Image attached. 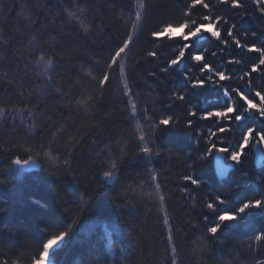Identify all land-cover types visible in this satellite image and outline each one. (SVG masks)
<instances>
[{"label": "trees", "instance_id": "obj_1", "mask_svg": "<svg viewBox=\"0 0 264 264\" xmlns=\"http://www.w3.org/2000/svg\"><path fill=\"white\" fill-rule=\"evenodd\" d=\"M185 2L149 0L148 20L132 49V62L121 60L130 81L135 82L138 104L149 108V114L153 101L166 103L169 90L179 88L181 81L175 72L176 78H169L166 84L147 74L156 68V63L150 64L146 58L145 49L151 48L148 34L156 25L178 18ZM137 3L138 0H0V99L9 107L26 106L37 112L38 117L41 114L44 117L30 132L21 127L18 118L15 122L10 118L0 122V180L4 181L0 183V253H3L0 259L7 258L11 264L19 258L21 264H29L42 242L64 230L67 224L77 222L69 238L52 255L53 264H167L160 206L154 196L145 195L153 191L147 183V169L155 168L167 197L165 207L179 228L177 245L182 264H250L251 257L244 246L252 232L264 227V215L253 209L244 219L223 228L214 240L203 239L206 227L211 226L212 213L201 205L216 194L233 203L264 194V169L256 168L252 152L256 141L246 148L245 163L235 165L227 179H219L214 154L203 151L204 142L196 144V136L203 135L202 129L209 122H200L195 134L183 120L174 121L173 127L166 131L156 130L153 125V147L161 155L159 159L154 156L148 164L134 149L131 136L134 124L130 126L121 102L118 69L113 70L112 82L102 97L95 81L82 77V88L71 100L25 75L24 64L28 61L22 54L30 43H35L31 36L40 42L50 37L64 44L78 42L74 55L58 68L63 78L60 83L67 91L82 62L87 70L94 61L106 58L109 50L123 39L129 9ZM199 11H194L193 19L198 18ZM70 12H75L78 18L86 17L94 25L90 36L84 37L77 30ZM233 19L240 31L264 27V18L254 8H249L243 19ZM200 45L213 47L206 40H201ZM162 52L165 56L170 54L167 47ZM102 67L103 64L96 65L93 74L98 75ZM22 82L23 87H18ZM21 91L23 97L19 95ZM89 94L95 96L90 107L76 104V99H86ZM213 100L217 107L223 103V98L211 91L195 93L192 103L205 105ZM166 111L182 115L179 106ZM140 122L147 132V122L143 119ZM219 138L218 146L236 142L229 133L219 134ZM125 143L127 155L120 160L118 178L113 177L115 180L110 183L96 162L105 159V154L119 159V149ZM69 152L73 154L72 169L56 170L49 156L55 159ZM200 155L208 158L201 161ZM17 156L38 161L40 171L24 173L10 163ZM186 172L202 181L199 189L189 185L195 189L192 199L179 191L183 184L180 178ZM85 193L93 197L90 208ZM37 201L43 206H37ZM137 241L142 247L135 246Z\"/></svg>", "mask_w": 264, "mask_h": 264}, {"label": "snow or ice", "instance_id": "obj_2", "mask_svg": "<svg viewBox=\"0 0 264 264\" xmlns=\"http://www.w3.org/2000/svg\"><path fill=\"white\" fill-rule=\"evenodd\" d=\"M149 7V0H138L137 4L131 5L123 39L109 50L106 58L94 61V65H89L87 70L82 62L76 74L77 78L69 81L67 91L65 85L60 83L63 78L58 68L74 55L79 47L78 42L64 44L55 42V37L40 42L36 40V36H31V41L35 43H30L26 52L22 54L28 61L24 64L25 75H30L35 80L41 81L46 89L71 100L82 88L80 83L82 77L95 81L96 88L100 90L102 97L104 90L112 82L113 70L118 69L121 102L125 105L124 111L130 126L134 124L131 136L136 155L145 159L148 164L153 162L154 156L159 159L161 153L154 150L155 141L151 138L154 135L153 125L156 130L166 131L173 127L174 121L183 120L186 121V127L193 130L195 134V128L200 122H209L202 129L203 135L196 136V144L200 145L204 142L205 153L222 156L224 160H231L236 166H242L245 163L246 148L252 145L253 141L264 144V35H261L264 33V27H260L258 31H240L233 18L243 19L248 15L249 8H254L261 18H264V0H215V3L212 0H186L178 18L158 24L149 32L151 48L145 49L146 58L148 63H156V68L147 74L160 80L161 84H166L169 78H176L173 76L175 72L181 81L179 88L169 90L166 103L153 101L151 114H149V108L138 104L139 94L135 91V82L130 81L125 65L121 63L122 59L132 62V49L139 42L144 30L149 16ZM197 9L201 11L197 13L198 18L193 19L194 11ZM81 11L87 12V9L81 8ZM69 15L84 37L92 34L94 25L89 24L86 17L78 18L75 12H70ZM174 32H179L180 35L176 37L173 35ZM201 40H206L213 47L204 48L200 45ZM164 47L169 49L170 54L167 56L162 52ZM100 64H103V67L98 75H94V67ZM57 84L59 86H56ZM17 86L22 88L23 82ZM207 91L222 97L223 103L218 107L214 106L217 103L215 100L205 105L192 103L195 93L202 94ZM19 95L23 97L24 92L21 91ZM94 100L95 96L89 94L86 99H76V104L90 107ZM157 105L162 106L157 107ZM209 105L213 107L209 109ZM175 106L182 108L181 116H177L175 112L166 111ZM18 116L22 120L21 127L28 132L37 126L40 119L44 118L43 114L38 117L37 112L26 106L18 107L13 104L9 107L7 102L0 99V122L9 118L15 122ZM25 117L26 122H24ZM142 119L147 122V132L145 125L140 122ZM223 133L233 135L235 144L225 142L223 146H218L219 134ZM237 133L238 135H235ZM126 149H128L127 143L119 149V159L105 154V159L96 162L103 169L104 178L111 180L117 177L120 160L127 155ZM45 155L48 154L45 153ZM207 158V155L198 157L201 161ZM49 160L55 165L56 170H71L73 154L69 152L55 159L49 156ZM10 163L23 168L29 165L30 160L17 156ZM217 164L223 166L219 159ZM147 172V183L153 191L145 195L154 196L160 206V223L165 237V259L167 264H182L181 249L177 245L179 228L173 223V217L165 207L167 197L162 192L160 174L155 168L147 169ZM180 179L183 184L179 186V191L188 199H192V191L195 189H190L189 185L199 189L202 181L187 172ZM0 183L4 181L0 180ZM85 195H88L90 208L93 197L88 193ZM80 199L82 200L83 196ZM35 203L37 206H43L38 201ZM201 206L212 213L211 226L206 227L203 239L214 240L223 228L229 227L232 222L244 219L253 209L259 210L264 215V194L238 199L234 203L227 197L222 198L220 194H216L204 200ZM204 219L207 221L209 217L205 216ZM74 223L67 224L64 230L42 242L34 257H30L29 264H38L42 257L44 264H53L52 255L66 241V238H69ZM135 246L142 247V244L137 241ZM244 248L247 256L251 257L250 264H264V227L252 232ZM0 264H10V262L4 258L0 259ZM11 264H21V260L14 259Z\"/></svg>", "mask_w": 264, "mask_h": 264}, {"label": "water", "instance_id": "obj_3", "mask_svg": "<svg viewBox=\"0 0 264 264\" xmlns=\"http://www.w3.org/2000/svg\"><path fill=\"white\" fill-rule=\"evenodd\" d=\"M253 152V158H254V164L258 170L264 169V148L262 144H259L257 142L254 143V146L252 147ZM222 161V167L218 166L217 160ZM214 161V169L216 176L219 179H227L230 174L235 170V164L234 162H228V160H224L222 156L214 155L213 157ZM16 166V165H15ZM18 167V166H17ZM40 163L36 160H30L29 165L26 167H19L21 170L25 172H34L40 170ZM115 179L109 180L110 183H112Z\"/></svg>", "mask_w": 264, "mask_h": 264}, {"label": "rangeland", "instance_id": "obj_4", "mask_svg": "<svg viewBox=\"0 0 264 264\" xmlns=\"http://www.w3.org/2000/svg\"><path fill=\"white\" fill-rule=\"evenodd\" d=\"M173 35H174V36H179L180 33H179V32H174ZM17 118L22 122V120H21V118H20L19 116H18ZM26 121H27V118L25 117V118H24V122H26ZM34 129H35V128H33L32 130H34ZM262 146H263V148H264V144H262ZM228 162H232V161H231V160H228ZM61 245H62V244H61ZM38 264H44V258H43V257H42L41 260L38 262Z\"/></svg>", "mask_w": 264, "mask_h": 264}, {"label": "bare ground", "instance_id": "obj_5", "mask_svg": "<svg viewBox=\"0 0 264 264\" xmlns=\"http://www.w3.org/2000/svg\"><path fill=\"white\" fill-rule=\"evenodd\" d=\"M41 166V165H40ZM17 167V166H16ZM19 168V167H18ZM40 169H41V167H40ZM23 171V170H22ZM38 171H40V170H38ZM38 171H34V172H25V171H23L24 173H35V172H38Z\"/></svg>", "mask_w": 264, "mask_h": 264}]
</instances>
